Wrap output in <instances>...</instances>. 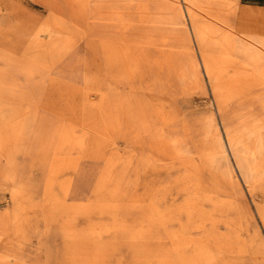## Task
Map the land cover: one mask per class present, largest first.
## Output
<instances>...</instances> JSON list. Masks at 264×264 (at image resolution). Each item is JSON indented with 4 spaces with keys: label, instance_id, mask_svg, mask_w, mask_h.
I'll return each instance as SVG.
<instances>
[{
    "label": "rangeland",
    "instance_id": "374dc122",
    "mask_svg": "<svg viewBox=\"0 0 264 264\" xmlns=\"http://www.w3.org/2000/svg\"><path fill=\"white\" fill-rule=\"evenodd\" d=\"M185 5L0 0V264H264V0Z\"/></svg>",
    "mask_w": 264,
    "mask_h": 264
},
{
    "label": "crops",
    "instance_id": "0c3cea01",
    "mask_svg": "<svg viewBox=\"0 0 264 264\" xmlns=\"http://www.w3.org/2000/svg\"><path fill=\"white\" fill-rule=\"evenodd\" d=\"M184 2L188 3V5H185V12H184L187 14L191 0H184ZM175 13H176V17H177V18L175 17L176 19H179L182 22L187 23V25L191 26V28L194 31V37H195L194 41L195 42L198 40H200L201 42L204 41V38L202 36H205V34H202L201 31L199 33V29L193 25V20H192V18L191 19L188 18V14H187V18H188V22H187L184 18L185 14H183V11L181 10V8L177 9L175 11ZM222 21L227 26H231L228 23V21H225V20H222ZM223 23L220 22V23H215V24L221 26ZM201 44H202V48H200V51H199L200 65L205 70V74H206L208 83L211 86V89L215 90V88H216L215 85H216V81H217L218 76H217V73L215 72V66L213 65L214 61L210 58V56L206 52H203L204 44L203 43H201ZM236 54H237L236 56H227L225 61L229 64H241L245 68H247L246 70H249V67L254 65L255 63L261 62V59L263 58L262 55L259 53V51L249 52L248 48L245 46L237 48ZM238 57H239V59H238ZM252 76H253V73H250V71H249L243 75H240L239 77H237V79L240 78L239 81H241V84H247L251 81V79L257 78V76L256 77H252ZM228 145L231 148V142H228ZM224 152H227V148H225V146H224ZM233 153L234 152L232 149V154ZM237 167H238L239 171L241 172V174L244 176L243 166H242L240 161H238ZM244 178H245V176H244Z\"/></svg>",
    "mask_w": 264,
    "mask_h": 264
},
{
    "label": "bare ground",
    "instance_id": "6f19581e",
    "mask_svg": "<svg viewBox=\"0 0 264 264\" xmlns=\"http://www.w3.org/2000/svg\"><path fill=\"white\" fill-rule=\"evenodd\" d=\"M224 150V149H223Z\"/></svg>",
    "mask_w": 264,
    "mask_h": 264
}]
</instances>
